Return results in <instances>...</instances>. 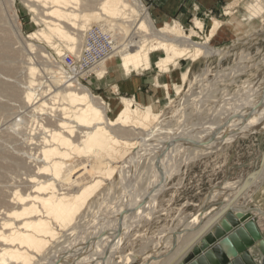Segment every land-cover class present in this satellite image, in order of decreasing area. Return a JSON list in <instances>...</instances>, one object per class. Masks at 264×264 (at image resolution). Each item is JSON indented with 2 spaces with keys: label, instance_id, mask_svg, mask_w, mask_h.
<instances>
[{
  "label": "bare ground",
  "instance_id": "bare-ground-1",
  "mask_svg": "<svg viewBox=\"0 0 264 264\" xmlns=\"http://www.w3.org/2000/svg\"><path fill=\"white\" fill-rule=\"evenodd\" d=\"M20 1L32 14L33 22L40 27L30 38L45 41L56 52V58L44 56L46 62H53L60 69L57 72L51 71L52 66L49 69L52 76L48 78L54 79L50 82L56 84L50 95L61 107L57 116L54 115L56 109H51V115H54L59 127L66 131H49L48 139H42L44 146H40L39 154H42L40 158L42 156L44 162L39 168L41 173L38 178L43 180L37 179L35 191L27 196L15 192L14 200L18 209L6 215L7 218H0V264H132L139 258L138 255L125 254L120 256L121 261H114L116 253L111 254L115 249L112 245L116 243V237H119L123 227L134 225L140 218L141 201L148 191L154 192L157 188L156 178L160 179L167 172L177 170L180 163L192 161L204 150L214 149L216 141L226 131L241 137L254 133L259 126L264 125V77L257 85H250L243 97L227 98L229 108L223 103L207 118H200L202 110L197 106L206 103L213 85L207 83L204 86L203 80L198 79L199 91L190 96V104H195L197 108L196 117L192 118L196 121L194 123H190L191 118L182 112L178 124L165 125L161 120L162 112L154 113L151 106L140 108L128 98H121V109L116 118L110 120L106 115L108 108L105 102L81 86L74 74L84 49L94 46L89 42V36L95 35L90 30L94 25L99 31L96 35L106 38L111 44V52L92 68L100 79L105 73L106 62L112 57L119 59L118 67L125 78L131 74L142 75L152 69L158 74L168 75L179 68L180 61L195 64L213 56H220L221 59L227 52L214 49L211 43L222 23L213 19L203 38L204 42L199 43L195 41L199 36L195 29L203 31V20L195 18V28L190 29L189 34L176 21L166 22L157 28L140 0H97L92 6L88 5V0ZM240 1L243 0L229 3L224 14L233 15ZM15 31L18 32L16 27ZM84 33L87 38L83 37ZM27 47L32 52L34 46L29 44ZM158 52L162 56L152 63L151 56ZM67 54L73 55L70 57L75 62L74 68H69V71L62 67ZM38 72L40 70L33 66L28 69L31 76ZM189 74L190 68L182 74L181 86L173 85L168 89L167 85L160 86L157 80L155 85L161 87L166 95L168 90L180 94L184 84H188V91H191L193 83L189 80ZM216 77L220 79L222 74ZM33 83L32 79L30 85ZM112 89L116 92L117 87ZM29 90L25 93L26 104H30L34 97ZM260 93L262 96L258 98ZM184 102L182 106L188 104ZM169 103H173L172 99H169ZM44 105L42 103L40 106L41 112L44 111ZM179 110L174 113L177 114ZM222 141L223 138L219 140L220 145ZM140 160L148 164L145 172L137 168ZM154 174L156 178L150 179ZM113 180H116L119 189L117 201L111 203L112 207L107 213L99 215L98 212L99 217L96 213L90 216L92 221L85 225L84 232L79 235L83 243H69V237L79 228L77 225L82 220L83 210L92 206L89 204L91 198L106 183L112 186L110 182ZM263 180L264 164L258 168L255 178L248 182L240 198ZM35 181L34 178L33 183ZM58 182L67 188L59 189L56 185ZM245 184L246 178L224 183L220 189L216 188L217 191L208 193L199 209L179 225L175 239H171L172 235L170 238L167 236L164 240L165 250L143 255V264H178L189 245L223 210L230 208L233 213L242 212L234 208L240 198H234ZM71 187L74 188L69 190ZM225 193L223 205L208 216L203 211L204 206L218 201ZM247 212L250 216L259 213L254 209L242 213Z\"/></svg>",
  "mask_w": 264,
  "mask_h": 264
},
{
  "label": "rangeland",
  "instance_id": "rangeland-1",
  "mask_svg": "<svg viewBox=\"0 0 264 264\" xmlns=\"http://www.w3.org/2000/svg\"><path fill=\"white\" fill-rule=\"evenodd\" d=\"M96 1L88 0L87 2L92 6ZM232 1L227 0L220 12H199L197 8H194L190 10L186 24L179 23L184 32L189 34L190 29L195 28V18L203 20V31L195 29L199 35L195 41L200 43L204 42L203 38L212 25L213 19L223 22L224 24L218 31L219 35L217 33L214 37L211 46L216 50H225L227 55L225 54L221 59L220 56L209 57L195 64H190L189 61H180L179 68L168 75L158 74L155 69L141 73L142 75L147 74L146 77L150 83V86H147L150 87L147 89V93L143 92L145 102L134 101L133 96L120 95L118 91L113 92L114 77L110 76L109 70L112 69L115 72L118 68L125 78L118 67L119 59L116 57H112L106 62V70L100 78L101 80L96 77L92 69L88 73L75 71L74 74L77 75L75 78L92 95L105 102L108 108L106 115L110 120H114L121 109V98H131L140 108L151 106L154 113L162 112L161 120L165 125L171 126L179 123L178 117L182 115V112H185L189 119L191 118L192 122L189 120L190 123H194L196 121L192 118L196 117L197 108L202 110L200 118L210 117L215 110L219 109V106L224 105L223 103H226V108H229L228 104L230 103L226 101L227 98L243 97L250 85H257L264 77V12H247V7L255 0H243L235 8L233 15L226 16L225 9ZM145 8L147 9V7ZM150 18L157 28L166 23L157 24L151 16ZM173 21L175 20H170L167 23ZM15 27L18 32L15 31ZM93 27L90 30L94 31L93 29H95L98 34V28L95 25ZM38 30L40 27L33 22L32 14L20 0H0V218H7L12 211L18 209L14 200L15 192L19 191L23 196H27L35 191L36 182L43 180L38 178L41 173L39 168L43 166L44 162L42 156L40 158L42 154H39L42 148L40 146H44L42 139L44 140V137L48 139L49 131H66L59 127V123H56L53 118L54 115L57 116L61 107L50 95L56 84L50 82L54 79L48 78L52 76L49 74L51 71L57 72L60 69L53 62H46L44 58V56L51 57V59L56 58V52L45 41L30 38V35ZM86 35L84 33L83 37L87 38ZM29 44L34 46L32 52L27 47ZM70 56L73 55L67 54L65 57ZM161 56L162 54L159 52L154 53L151 56V62H156ZM32 66L40 70L33 76L28 73V69ZM51 66L52 70L50 71ZM62 67L65 71L70 70L64 65V61ZM189 68V80L193 83L191 91H188L189 85L184 84L180 94L177 95L174 90H168V95H166L161 87H156L155 80L160 86L167 85L168 89L173 85L181 86L182 74ZM205 72L207 74L202 75ZM220 74H222V78L218 79L216 75ZM32 79L34 83L30 85ZM198 79L203 80L204 86L211 83L213 90L209 93L206 103L201 104V107L198 105L196 108L195 104H190V96L199 91ZM28 90L34 94L30 104H26L24 101L25 93ZM261 96V93L257 95L258 98ZM169 99H172V104L169 103ZM185 100L188 104L182 106ZM42 103L45 105L44 111L41 112L39 109H41ZM51 109H56L54 115H51L53 114ZM176 110H179L177 114L174 113ZM222 138L223 144L220 145L219 140ZM263 152L264 125L259 126L254 133L241 137H235L226 131L216 141L214 149L204 150L186 164L180 163L177 170L171 173L167 172V175L160 179L156 178V174L151 175L150 179H157V188L154 192L148 191L147 196L142 199V209L138 221L134 225L123 227L120 230L119 237H116V243L112 245V248L115 247V249L113 248L111 254L116 253L113 260L121 261L120 256L135 254L139 258L132 264H143L145 263L143 255L155 250L163 252L165 250L164 240L167 236L169 238L173 236L171 239H175L177 234L175 231L179 225L199 209L205 196L217 191L216 188L220 189L224 183H234L247 178L258 168ZM145 164L146 161L140 160L137 168L141 172H145L148 166ZM31 177L36 179L34 183V178ZM110 183L112 186L106 183L103 190H99L91 198L89 204L92 206L83 210L82 220L77 225L79 228L69 237L71 240L69 243L75 245L83 243L79 235L84 232L85 225L92 221L90 216L96 213L99 217V215L107 213L108 209L112 207L111 203L117 201L116 194L119 191L117 182L113 180ZM31 185L33 188H30ZM56 185L62 190L67 188L63 187L62 182L60 184L58 182ZM73 188L71 187L69 190ZM252 191L253 187L248 195L240 200L241 206H250L249 208H251L255 205ZM107 200L108 202H106ZM3 202L8 203L2 205ZM4 211L6 212L4 213ZM1 223L0 221V228H2ZM262 225H264L263 220ZM5 230L7 232V229Z\"/></svg>",
  "mask_w": 264,
  "mask_h": 264
},
{
  "label": "water",
  "instance_id": "water-1",
  "mask_svg": "<svg viewBox=\"0 0 264 264\" xmlns=\"http://www.w3.org/2000/svg\"><path fill=\"white\" fill-rule=\"evenodd\" d=\"M263 164L264 152L258 168ZM258 168L246 178L234 200L245 192ZM178 264H264V235L248 212L225 209L189 245Z\"/></svg>",
  "mask_w": 264,
  "mask_h": 264
},
{
  "label": "crops",
  "instance_id": "crops-1",
  "mask_svg": "<svg viewBox=\"0 0 264 264\" xmlns=\"http://www.w3.org/2000/svg\"><path fill=\"white\" fill-rule=\"evenodd\" d=\"M145 7H147L150 16L153 21L157 24L162 22H168L170 20H175L179 22L181 25L186 24L189 18L190 10L197 8L199 12H220L223 5L227 0H141ZM247 12H264V4L261 0H255V2L247 7ZM224 23L222 22V25ZM110 76L114 77L113 86L117 87L116 92L120 95L125 96H133L134 101L140 100V102H145V93H147V89H150V83L147 74L144 75H131L128 78H124L117 68L116 71L110 69ZM171 77V76H170ZM157 87V86H156ZM131 99V98H130ZM142 100V101H141ZM152 100V99H151ZM148 101H150L148 99ZM252 189V188H251ZM250 189V190H251ZM250 190L243 196L248 195ZM253 199L255 205L251 208L248 206H241L240 198L238 203L234 206L235 210L246 212L250 209H254L259 211V213H252L251 216L254 218V222L258 226L260 232L264 235V225H262V220L264 221V180L253 187ZM227 193L223 195V197L219 198L218 201H213L209 205L207 204L203 211L205 210L208 216H211L216 210H218L221 205H223L224 198ZM222 200V201H221ZM221 201V202H220ZM225 202V201H224ZM215 203V204H214ZM218 203V204H216ZM221 203V204H219ZM212 205V206H211ZM207 216V217H208Z\"/></svg>",
  "mask_w": 264,
  "mask_h": 264
},
{
  "label": "built area",
  "instance_id": "built-area-1",
  "mask_svg": "<svg viewBox=\"0 0 264 264\" xmlns=\"http://www.w3.org/2000/svg\"><path fill=\"white\" fill-rule=\"evenodd\" d=\"M96 32L97 30H94L92 33L95 35L89 36V42H92L94 46H88L87 49H84L78 66H76V72L78 73L80 71L90 72L96 63H99L107 53L111 52V44L106 41V38L96 35ZM64 64L68 68H74L75 62L73 57H65Z\"/></svg>",
  "mask_w": 264,
  "mask_h": 264
}]
</instances>
